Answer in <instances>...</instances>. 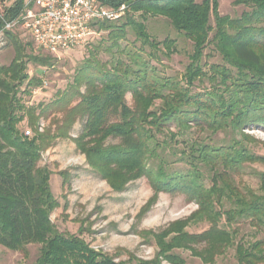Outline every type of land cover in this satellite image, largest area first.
<instances>
[{
	"label": "trees",
	"instance_id": "16d2710c",
	"mask_svg": "<svg viewBox=\"0 0 264 264\" xmlns=\"http://www.w3.org/2000/svg\"><path fill=\"white\" fill-rule=\"evenodd\" d=\"M101 1L114 8H127L123 24L96 25L97 32L110 31L114 47L119 48L117 40L125 38L124 29L130 26L142 47L156 50L143 24L135 22L132 14L141 12V18L147 14L162 16L191 41L189 62L178 79L161 76L137 52H125L130 63L118 58L109 69L86 61L69 91L54 102L57 107L62 103L67 106L54 133L39 134L40 114L35 116L33 109L26 108L19 94L29 93L22 90L26 81L27 88L32 87L25 72L27 65H49L50 58L28 54L16 36L5 32L15 56L8 66H0V246L25 252L27 245L40 244L34 264H130L116 263L77 237L60 233L50 220L59 205L50 190L51 173L39 166L41 155L49 146L48 140L67 137L74 123L83 120L76 147L112 191L121 192L128 183L145 177L154 196L142 211L148 210L158 193L178 191L198 205L196 217L210 224L200 234H189L183 232L184 223H174L155 235L158 256L182 264L167 253L173 248H187L211 262L233 245L229 231L219 226L222 219L227 227L248 220L256 229H264V173L259 174L260 195L247 188L236 189L230 177L244 163L264 162L263 156L241 144L251 141L244 130L264 129V0H235V5L247 11L234 19L218 13V0L199 4L194 0ZM23 9V0H15L4 19L15 20ZM173 44L172 40L162 42L164 56L173 51ZM208 45L218 53L220 63L204 61ZM128 93L131 106L125 100ZM74 98L78 100L70 106ZM25 121L34 132L32 137L21 130ZM193 129L209 133V141L185 140L184 149H178L176 137L186 136ZM225 131L237 133L241 141L212 144L210 137ZM176 163H183L186 170H175ZM204 179L209 180V187ZM172 233L174 236L165 242ZM196 244H203V250L191 248ZM235 258L238 264H264L262 243H238Z\"/></svg>",
	"mask_w": 264,
	"mask_h": 264
},
{
	"label": "rangeland",
	"instance_id": "374dc122",
	"mask_svg": "<svg viewBox=\"0 0 264 264\" xmlns=\"http://www.w3.org/2000/svg\"><path fill=\"white\" fill-rule=\"evenodd\" d=\"M202 1L194 0L198 4ZM234 1L218 0V13L234 19L247 11L244 6L235 5ZM14 2L15 0H0V21H6L4 14ZM23 2L25 5L28 0ZM123 6L125 7L123 16L116 20L117 22L112 21L113 25L119 26L125 22L127 8ZM132 15L135 22L143 24L145 32L156 44V50L149 46L142 47L130 26L124 29L125 38L117 40L119 48L113 46L115 41L109 30H99L88 43L56 54L39 50L20 23L9 31L18 38L28 54L37 58H50L49 65L34 63L27 65L25 72L28 80H31L32 87L27 88L28 81H26L22 90H28L29 93L19 94L26 108L33 109L35 116L40 114L37 123L39 134L54 133L55 126H58L67 107L63 103L62 107H57L54 102L69 91L77 72L86 61L90 60L109 69L118 58L124 60V63H130L125 52H137L145 61L153 65L161 76L180 79L189 62L188 56L192 52L191 41L177 32L165 17L147 14L141 18V12ZM209 24L214 29L212 17ZM212 35L213 31L210 32L209 39ZM0 38H2L0 66H8L15 52L6 34ZM165 40H172L174 43L171 48L173 51L168 57L163 55L166 53L162 45ZM121 50L124 51L120 52ZM204 54H207L204 61L209 64L221 62L220 56L211 45L205 48ZM35 84L38 85L34 86ZM80 90L84 92L85 86L82 85ZM77 100L74 98L70 106ZM125 100L127 105H132L129 93L125 95ZM83 127L84 121L78 120L69 130L67 137L48 140L49 146L41 155L39 166L45 167L51 173L50 190L59 205L51 214L52 224L60 233L77 237L93 251L112 258L116 263L137 264L143 261L173 264L158 256L159 245L155 235L161 234L178 222L184 223L185 233L200 234L206 231L210 224L196 217L198 205L194 201H189L181 192H161L156 195L154 203L148 210L142 211L154 196L145 177L128 183L121 192L112 191L109 185L90 169L85 156L76 147L75 139L81 134ZM21 130L29 131L28 137L34 135L26 121ZM243 132L251 141H242L241 144L250 152L264 157V129L249 128ZM194 138L209 141L207 140L209 133L193 129L186 136L180 135L175 139L177 148L184 149L183 142ZM210 138L214 145L229 144L232 139L241 141L237 133L233 134L229 131L217 132ZM116 143L117 141L109 142V144ZM173 168L186 170L187 167L183 163H176ZM260 173H264V162L244 163L230 175L231 183L240 191L247 188L260 195ZM204 184L206 187L211 185L208 179H204ZM224 207L228 209L230 206L226 202ZM219 226L229 231L233 245L225 249L221 255L214 257L211 262H205L196 256L193 250L187 248H173L167 255L173 256L174 260L182 264H238L235 258V246L238 243L248 245L261 242L264 248V229H256L248 220H239L227 227L222 219ZM172 236L173 233L167 236L165 242H169ZM40 247V244H29L25 247V252H19L0 246V264H34L39 256ZM191 248L200 252L204 245H191Z\"/></svg>",
	"mask_w": 264,
	"mask_h": 264
},
{
	"label": "built area",
	"instance_id": "2783aa9c",
	"mask_svg": "<svg viewBox=\"0 0 264 264\" xmlns=\"http://www.w3.org/2000/svg\"><path fill=\"white\" fill-rule=\"evenodd\" d=\"M124 9L101 0H28L20 18L3 22L0 37L20 23L39 50L56 54L88 43L97 23L118 20Z\"/></svg>",
	"mask_w": 264,
	"mask_h": 264
}]
</instances>
